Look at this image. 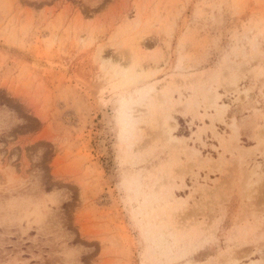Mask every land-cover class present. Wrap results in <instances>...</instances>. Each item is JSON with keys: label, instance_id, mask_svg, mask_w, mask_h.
Here are the masks:
<instances>
[{"label": "rangeland", "instance_id": "374dc122", "mask_svg": "<svg viewBox=\"0 0 264 264\" xmlns=\"http://www.w3.org/2000/svg\"><path fill=\"white\" fill-rule=\"evenodd\" d=\"M256 159L264 0H0V264H264Z\"/></svg>", "mask_w": 264, "mask_h": 264}, {"label": "crops", "instance_id": "0c3cea01", "mask_svg": "<svg viewBox=\"0 0 264 264\" xmlns=\"http://www.w3.org/2000/svg\"><path fill=\"white\" fill-rule=\"evenodd\" d=\"M252 146H254V144L253 145L252 144L250 145V147H252ZM256 162L259 165V167L256 169V173L258 172V174H260V173L261 174H264V171H263L264 160H258V159H256Z\"/></svg>", "mask_w": 264, "mask_h": 264}, {"label": "bare ground", "instance_id": "6f19581e", "mask_svg": "<svg viewBox=\"0 0 264 264\" xmlns=\"http://www.w3.org/2000/svg\"><path fill=\"white\" fill-rule=\"evenodd\" d=\"M171 119H172V118H170V120H171ZM167 120H168V119H167ZM171 121H173V119H172ZM170 127H172V126H170ZM172 138L175 139V140L178 139V137H176V136H172Z\"/></svg>", "mask_w": 264, "mask_h": 264}]
</instances>
